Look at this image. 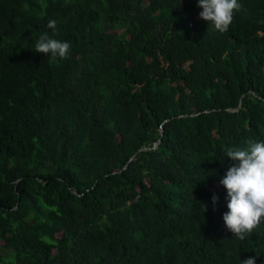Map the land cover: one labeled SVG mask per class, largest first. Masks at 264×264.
Wrapping results in <instances>:
<instances>
[{
    "label": "trees",
    "instance_id": "16d2710c",
    "mask_svg": "<svg viewBox=\"0 0 264 264\" xmlns=\"http://www.w3.org/2000/svg\"><path fill=\"white\" fill-rule=\"evenodd\" d=\"M239 3L221 33L195 0H0V264H264V219L221 215L225 148L264 140V0Z\"/></svg>",
    "mask_w": 264,
    "mask_h": 264
},
{
    "label": "clouds",
    "instance_id": "9594fccd",
    "mask_svg": "<svg viewBox=\"0 0 264 264\" xmlns=\"http://www.w3.org/2000/svg\"><path fill=\"white\" fill-rule=\"evenodd\" d=\"M195 3L200 9L198 16L221 33L227 31L234 10L241 7L239 0H195ZM56 23L50 19L47 27L54 32ZM69 47L67 41L42 31L33 49L56 59L65 58ZM225 156L234 162L219 178L226 190L227 210L221 214L222 220L234 236L243 239L264 219V140L248 141L245 147L228 146ZM210 200L215 210L217 196L213 193ZM239 264H256V255L239 259Z\"/></svg>",
    "mask_w": 264,
    "mask_h": 264
}]
</instances>
